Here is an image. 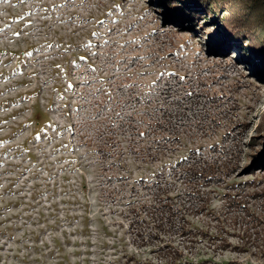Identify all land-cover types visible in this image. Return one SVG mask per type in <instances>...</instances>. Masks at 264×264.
Wrapping results in <instances>:
<instances>
[{
  "label": "rangeland",
  "instance_id": "374dc122",
  "mask_svg": "<svg viewBox=\"0 0 264 264\" xmlns=\"http://www.w3.org/2000/svg\"><path fill=\"white\" fill-rule=\"evenodd\" d=\"M159 1L0 0V264H264V65Z\"/></svg>",
  "mask_w": 264,
  "mask_h": 264
},
{
  "label": "trees",
  "instance_id": "16d2710c",
  "mask_svg": "<svg viewBox=\"0 0 264 264\" xmlns=\"http://www.w3.org/2000/svg\"><path fill=\"white\" fill-rule=\"evenodd\" d=\"M159 2L177 20H189L193 25L197 20L204 23L210 20L212 23L220 24L219 29L215 26L207 27L205 24L200 26L208 32L213 41H223L224 37L228 44L246 53L247 48L242 44L249 40L247 51L250 52V60L256 59L264 65V0H160ZM245 53L244 55H247ZM261 71H264V66ZM263 162L264 155L252 164V168L263 166Z\"/></svg>",
  "mask_w": 264,
  "mask_h": 264
}]
</instances>
